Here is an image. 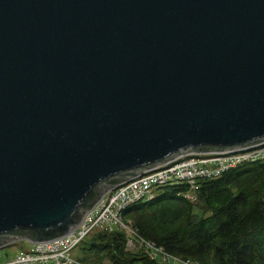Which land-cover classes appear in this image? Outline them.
<instances>
[{
	"label": "water",
	"instance_id": "95a60500",
	"mask_svg": "<svg viewBox=\"0 0 264 264\" xmlns=\"http://www.w3.org/2000/svg\"><path fill=\"white\" fill-rule=\"evenodd\" d=\"M262 142L264 0H0V246L68 235L180 155Z\"/></svg>",
	"mask_w": 264,
	"mask_h": 264
},
{
	"label": "trees",
	"instance_id": "16d2710c",
	"mask_svg": "<svg viewBox=\"0 0 264 264\" xmlns=\"http://www.w3.org/2000/svg\"><path fill=\"white\" fill-rule=\"evenodd\" d=\"M184 190L185 185L161 187L124 216L142 238L185 261L264 264V162L198 181L195 202ZM78 249L76 257L85 264H159L143 250H128L118 231L96 230Z\"/></svg>",
	"mask_w": 264,
	"mask_h": 264
},
{
	"label": "built area",
	"instance_id": "2783aa9c",
	"mask_svg": "<svg viewBox=\"0 0 264 264\" xmlns=\"http://www.w3.org/2000/svg\"><path fill=\"white\" fill-rule=\"evenodd\" d=\"M255 162H264V142L227 152L180 155L108 190L85 213L80 225L68 235L41 243L24 240L31 247L14 255H9L5 250L20 240L1 245L0 264H85L75 256V251L96 230L106 233L122 232L126 237L128 250H143L159 264H196L170 254L163 247L142 238L132 222L124 216V212L133 204L151 200L159 188L168 185H185L183 196L195 202L198 181L216 179L228 171ZM3 257L4 260L1 261Z\"/></svg>",
	"mask_w": 264,
	"mask_h": 264
},
{
	"label": "rangeland",
	"instance_id": "374dc122",
	"mask_svg": "<svg viewBox=\"0 0 264 264\" xmlns=\"http://www.w3.org/2000/svg\"><path fill=\"white\" fill-rule=\"evenodd\" d=\"M16 240H20V241L9 246V248L7 250H5V252L9 253V255H14V254L18 253L19 251L29 250V248L31 247L30 243H27L24 241L25 240L24 238H21V239L19 238ZM78 251H79V249H77L75 252V255H77V256H78ZM5 252L3 251V254H5ZM3 260H4V257L1 259V261H3ZM102 264H108V263H107V261H105ZM172 264H184V263L176 262V263H172Z\"/></svg>",
	"mask_w": 264,
	"mask_h": 264
}]
</instances>
